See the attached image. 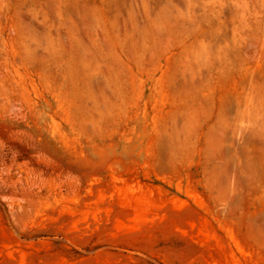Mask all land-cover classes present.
Instances as JSON below:
<instances>
[{
    "label": "rangeland",
    "instance_id": "rangeland-1",
    "mask_svg": "<svg viewBox=\"0 0 264 264\" xmlns=\"http://www.w3.org/2000/svg\"><path fill=\"white\" fill-rule=\"evenodd\" d=\"M0 264H264V0H0Z\"/></svg>",
    "mask_w": 264,
    "mask_h": 264
}]
</instances>
